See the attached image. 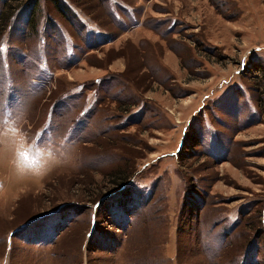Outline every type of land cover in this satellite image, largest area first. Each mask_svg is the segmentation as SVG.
<instances>
[{
    "label": "rangeland",
    "instance_id": "374dc122",
    "mask_svg": "<svg viewBox=\"0 0 264 264\" xmlns=\"http://www.w3.org/2000/svg\"><path fill=\"white\" fill-rule=\"evenodd\" d=\"M58 2L0 21V132L64 161L0 138V264H264V0Z\"/></svg>",
    "mask_w": 264,
    "mask_h": 264
},
{
    "label": "clouds",
    "instance_id": "9594fccd",
    "mask_svg": "<svg viewBox=\"0 0 264 264\" xmlns=\"http://www.w3.org/2000/svg\"><path fill=\"white\" fill-rule=\"evenodd\" d=\"M13 146V165L16 173L21 177L43 178L57 166L63 165L64 161L44 145V140L29 142L24 128L19 127L13 120H8V127L0 132V138L5 137ZM5 143L0 139V144Z\"/></svg>",
    "mask_w": 264,
    "mask_h": 264
},
{
    "label": "trees",
    "instance_id": "16d2710c",
    "mask_svg": "<svg viewBox=\"0 0 264 264\" xmlns=\"http://www.w3.org/2000/svg\"><path fill=\"white\" fill-rule=\"evenodd\" d=\"M23 0H8V3L6 4V10L3 12V14L2 15H0V21H1V24L2 25H5L6 24V22L8 21V18H9V15L10 14H12V12H13V3H16V2H22ZM54 4H55V6H56V8L58 9L60 6L62 7V5H60V2H58V0H51ZM36 2H37V0H36ZM34 6H36L35 7V9L33 8V10H32V16L30 17V24L29 25H31L33 28H35V25H36V18H34V16L36 15V11H37V5H34ZM60 7V9L62 10H59V12L60 13H65V8L63 7V8H61ZM35 20V21H34ZM32 23V24H31Z\"/></svg>",
    "mask_w": 264,
    "mask_h": 264
}]
</instances>
